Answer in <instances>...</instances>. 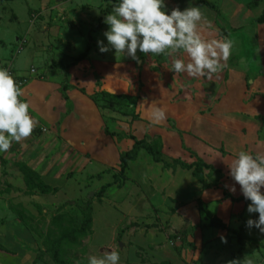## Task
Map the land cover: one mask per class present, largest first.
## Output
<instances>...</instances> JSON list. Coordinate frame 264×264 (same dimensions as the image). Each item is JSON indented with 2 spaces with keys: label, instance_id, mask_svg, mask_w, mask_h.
Listing matches in <instances>:
<instances>
[{
  "label": "crops",
  "instance_id": "obj_1",
  "mask_svg": "<svg viewBox=\"0 0 264 264\" xmlns=\"http://www.w3.org/2000/svg\"><path fill=\"white\" fill-rule=\"evenodd\" d=\"M40 1L44 5L52 4L54 6L53 8L48 6L44 11L48 19L51 18L53 9L59 8L60 11H63V18L67 22L73 21L70 19H75L79 23L70 22L71 25L65 23L67 25L65 27L53 20L50 21V24L44 21L41 29L45 30L38 31L36 34L38 41H42V45L33 47L31 44L26 49L23 48L22 54L17 56L11 48V44L0 37L3 45L0 46V69L10 65L15 71L17 68L18 72H23L29 65L34 67V61L45 62V71L40 72L36 69L34 73L17 72L19 75L28 77V81L20 87L23 90L21 97L23 101L29 103L30 115L36 121L39 120L36 127L43 130V132L39 131V134H31L24 141L25 143L31 140L22 148V150L25 148L30 151L26 150V155L19 156L21 159L18 161H25L38 171L47 183L59 186L56 193L65 192L63 194L66 197H71L73 191L67 190L68 186L64 187L63 178L65 175L63 174L68 170V167H73L81 175L79 179L78 175L75 176L80 185L79 191L76 189V192H86L87 189L85 188L84 191L83 186H87L89 191L92 190L94 193L102 186L109 184L104 195L102 194L103 202L108 201L109 207L116 203L125 204L129 199V202L127 201L129 210L126 209L125 215L119 219V223L128 218L133 220L136 223L135 227H129L127 231L132 233L129 236L132 249L136 250L140 245L148 248L146 254L148 258L146 259L133 254V261L136 264H161L163 261H168L171 264H228L230 248L239 251L234 259L237 264H245L247 260H251L252 264H264V233L255 227H247L244 244L238 240L237 231L240 226L247 223L249 219L254 220L255 213L247 211L251 202H246L243 199L233 200V197L244 196L240 185L229 175L230 169L226 164L236 158L240 151L248 152L254 156L257 152H264V75L258 73V76L256 75L257 77L253 78V82L250 83L244 80V75L249 71H246L247 69L242 71L240 73V89L244 91V95L238 101L228 102L232 92V89L228 88V83L234 68L239 67L242 59L245 58L244 56L240 57L239 63L230 66V77L226 84L220 87L215 99L205 97L204 88H196L197 90L194 88L196 94L201 90V95L206 98V101L200 102L197 107H194L193 103H197V97L192 93L194 90L182 83L184 78L181 75L175 76L169 71V66H164L161 72L152 67L155 55L141 54L138 49L139 60L137 61L126 54L116 55L115 49L110 46L107 52L102 53L99 50L98 41H102L105 46H108L104 32L108 30L109 25L104 20L112 12L113 5L118 4L119 0H80V4L76 7H73V4L68 1L65 4H56L60 0H55V2H51L52 0ZM251 1L221 0V3H218L220 13H222L220 15L202 0H164V11L170 14L171 10L177 7L181 11L191 6L200 7L202 20L199 22V31L206 39H208V35L210 39H215L218 36L217 31L213 30L214 27L221 25L230 27L234 24L238 29L229 32L227 28V35L223 37L233 39L235 36L232 33L239 31L240 39L247 38L251 44H256L255 47H252L255 49L254 56L257 58L258 67L253 70L264 71V23L254 22V19L260 14L256 15L257 13L252 10L257 4L252 7L248 6ZM84 5L89 13L92 7V16L81 11ZM104 5L108 6L107 10H102ZM69 7V11L66 12V8ZM38 14L33 13V22L36 21L35 18L40 17ZM249 27H252V30H246ZM254 29L258 30L259 36L253 32ZM21 40H26V44L29 42L26 36H17L14 43L17 44ZM80 43L83 44V49H78ZM61 44L66 45V50L60 47ZM88 44L91 45L89 53L77 63H72L74 57L83 53ZM236 44L239 46L240 41L234 43V45ZM47 51H54L55 54L51 57L52 54ZM30 57L32 59L29 63L23 64ZM49 57L52 58L51 61H49ZM55 62H61L66 67H54ZM17 64H23L22 67L25 66V68H21ZM247 66L251 68V62L247 63ZM183 76L189 79L185 73ZM98 79L101 82L100 87L97 85ZM99 88L115 94L140 93L138 110L140 119L135 121L132 126L129 123L132 118L128 115H124L123 121L119 120L118 123L113 120L109 122L100 106L91 97ZM256 99L259 100L256 101ZM223 104L227 105V110L221 107ZM253 105H257V107H253ZM173 106L185 108L183 117L172 113L170 109ZM157 107L165 111L166 119L158 124H153L151 113ZM190 108L191 110H189ZM31 111L36 112L39 118L36 119ZM208 118L217 120L218 124L206 127L193 123L194 119ZM43 119L48 124L43 123ZM106 127L111 131L133 133L138 138L160 135L163 143V157L166 161L172 162L174 158H180L192 162L195 160L191 153L192 150L207 163L221 169L224 177L220 185L204 189L203 183L194 176L192 169L182 168L179 165L174 169L167 167L164 162L156 161L147 150L141 149L138 154L140 159L135 161L138 159L137 157L135 160H131L125 170L124 177L115 181L121 169L120 154L132 148L134 140L132 139L133 142H131L132 140L128 139V141L126 139L128 137L119 140L115 135L107 133ZM52 128L53 130H51ZM129 128L130 130H128ZM49 130L52 131L50 136L47 134ZM15 143L13 142L10 147L13 152L18 149L15 148ZM4 153L2 152L0 155ZM3 157L7 158V155L4 154ZM3 168L4 165L0 160V179L3 176ZM131 170L138 181L131 183L128 181ZM8 171L7 181L19 189L16 192L13 189L7 191L3 188L0 190V203L9 198L24 201L22 198L27 199V196L30 195L25 193L27 186L22 172L19 168L17 171L10 169ZM50 172H59V174H50ZM107 174L109 179L106 183L97 187L90 185L91 180L104 179ZM65 177L69 178V176ZM207 181L211 183L212 178L208 177ZM127 184L130 185V191L126 193ZM232 185H235L236 188L234 193L230 191ZM261 191L264 193V187L261 188ZM157 193L160 199L155 204L152 199L156 198ZM226 193H229L230 196H227ZM111 196L117 202L112 201ZM30 198H28L29 201H32L33 198ZM167 198H172L175 204L172 209L176 211L175 215L172 211L173 215L168 218L167 224L170 227L165 226L160 215L153 216L162 211L159 207L169 201ZM198 199L203 201L204 206L211 211L212 215L224 221L228 228L200 225L209 222L211 215L209 216L205 211L199 209ZM146 200L151 203L154 211L146 209L144 206ZM0 218H2L1 213ZM192 225H196V228L185 235L186 241L181 239L179 247L175 248L168 243V239H180L183 236L180 232ZM28 227L15 214L2 223L0 222V264L33 263L30 262V259L35 260L36 249L39 241H43V238L41 236L37 238L38 234ZM174 234L179 236L173 237ZM221 237H224L227 242H222ZM22 242L26 243V246H22ZM185 243L189 247L186 248ZM233 258L231 255L232 261Z\"/></svg>",
  "mask_w": 264,
  "mask_h": 264
},
{
  "label": "rangeland",
  "instance_id": "obj_2",
  "mask_svg": "<svg viewBox=\"0 0 264 264\" xmlns=\"http://www.w3.org/2000/svg\"><path fill=\"white\" fill-rule=\"evenodd\" d=\"M66 1L70 2V4H73V7H76L80 4V0H60L56 4H65ZM116 1H118V0H116ZM208 1L214 2L216 4L221 3L220 2L221 0H208ZM51 2H55V0H52ZM48 6L51 8L54 7V6H52V4L44 5L40 0H0V37L4 38V40L7 41L8 44H11V48H13L12 50H14V52H16L15 53L16 56L22 54V52H23V51L21 53L17 52L18 46L20 44V43H17V44L14 43V39L17 36H20V37L26 36L27 39L29 40L28 44H26L24 46L25 49L31 44L33 47H37L39 44L42 45V43H41L42 41L41 42L38 41L36 34L38 31L45 30V29H41L44 21L47 22L48 24H50V21L53 20V21H55V23L62 25V26H65V27H67V25H71L70 22H73L75 24L79 23L75 19H70L73 21L67 22L63 18V11L62 10L60 11L59 8L58 9L54 8L53 11L51 12L52 13L51 18L48 19V17L44 13L45 9ZM79 8L81 9V6H79ZM69 9H70V7L66 8V12L69 11ZM103 9L107 10L108 6L104 5V8H102V10ZM32 10H34V12L31 13ZM210 10L213 11L212 9H210ZM252 10L257 13L256 15L261 14L264 10V0H258V4ZM81 11L86 12L87 14H89V16L93 15L92 7L90 10V13H89V10H86V5L83 6ZM33 13H35V14L39 13L38 15H40V17L38 16L37 18H35V20H36V21L34 20L35 22L32 21ZM221 14L222 13H220V15ZM223 16H224V14H223ZM243 20L246 21L245 19H243ZM228 22H230V20H228ZM65 23L67 25H65ZM240 26H242V25H240ZM243 26H244V24H243ZM227 28H228L229 32H231L233 30L235 31L236 29H238V27L235 26L234 24H232V26H230V27L228 25H227V27L225 25L214 27V29L213 28L212 29L217 31V33H218V36H216L215 39H224V37H225L224 35H227L226 34ZM246 30H252V27H249ZM46 31L49 34V36L51 38H53L51 36V34L49 33V31L48 30H46ZM215 31H213V32H215ZM253 32H255V34L257 36H259L258 30L254 29ZM83 34H84V32H83ZM232 34H233V36H235L237 41H240V45L238 46L236 44L233 46L234 48L232 49V54H231L229 60L227 61L228 66L222 73H220L218 78H216L213 81H208L207 79H197V78H192V77L188 76L189 79H187L185 76H183V73L179 74L184 78V81L182 83H184L185 85H188V87L190 89L192 88V90H194V91H192L193 95H196V97H197L196 98L197 103L194 102L192 106L197 107L200 102L206 101V98H204V96L201 95L202 94L201 90L197 91V94H196V90H197L196 88H204L205 89V97L215 99V96L218 93V90L220 89V87L225 85L227 79L230 77V72H231L230 66L234 63H239L240 57L244 56L245 58L242 59L239 67L234 68L233 74L230 78V82L228 83V88L230 87L232 89L231 96L229 97L228 102L238 101L244 95V91L242 89H240V86H241L240 73L242 71H244L246 69H247L246 71H249L244 75V80L246 82H250V83L253 82V78L258 76V73H260L261 75H264L263 70L256 69L255 70L256 72L253 70L255 67H258V64L256 62L257 58L254 56L255 49L253 48V47H255L256 44H251L249 42V39H247V38H241L240 39L238 37V35H241V34H239V31H236ZM235 38H233L232 40L234 41V43H237ZM39 39H42V38H39ZM208 39H210L209 35H208ZM51 40H53V39H51ZM0 46H3L1 44V41H0ZM45 46H46V44H45ZM60 47H63L64 50H66L65 44L64 45L61 44ZM82 47H83V44L80 43V48H78V49H81ZM47 52L52 54L51 57H53V55L55 54L54 51H51V52L47 51ZM51 57H49V61L52 60ZM31 59L32 58L30 57L29 60L25 61L23 64H28ZM250 62H251V68L247 66V63H250ZM33 63L36 66V69H38V71H40V72H42L43 70L45 71V64H44L45 62L44 61L41 62L40 60H38V61H34ZM23 64H21V65L17 64V65L21 68H25V66L22 67ZM164 66L170 67L171 66L170 60L167 57H165L163 54H161L159 57L155 55V59H153V62H152V67H155L156 70L158 69L161 72V69ZM31 68H32V65L31 66L29 65L27 68H25L23 70V72H18L19 70H17V68H16V72L22 73V74L32 73L30 71ZM172 73H174V72H172ZM180 86H181V83H180ZM99 91L100 90H96L94 95L96 96V99L100 102L101 109L104 112V115L107 116V118H108L107 120L109 122L111 120H113V121H117L116 123H118L119 120H122L124 115L131 116L132 121L129 122L131 126L133 125V123L135 121L138 120V119H133V116H136L139 112L138 111L139 110V100L141 98L140 93H138V94H136V93L127 94L129 96V98H128L129 103H127V104L124 102L120 103L121 102L120 101L117 105L111 107V106L107 105V100H109L108 98H110V96H107V98H106ZM209 98H208V100H210ZM257 100H259V99H256V101ZM249 103H252V101H249ZM221 107L227 110V105L223 104V105H221ZM253 107H257V105H253ZM170 110L172 111V113H175L178 116L180 115L183 117V115L185 114L184 113L185 108H182V107L173 106V107H171ZM189 110H191V108ZM31 114L36 119L39 118V115L36 112L31 111ZM38 122H39V120H38ZM42 122L45 124H48V122L44 119L42 120ZM193 123L196 125H199V126H206V127H210L212 125L218 124L217 120H215V119L212 120L210 118H208V119H194ZM120 125L122 126V124H120ZM51 130H53V128ZM128 130H130V128ZM132 130L134 131V128ZM39 131L43 132V130H41V128L39 130L37 127H35L32 134H39ZM47 134H48V136H50L52 134V131L49 130ZM138 136H141V135H138ZM126 139L132 140V138L131 139L126 138ZM26 140H24V141H26ZM24 141H22L23 143L22 142H19V143L16 142L15 143V148L16 149L18 148L16 152H13V151H11L12 149H9L10 151H7L4 153L7 155L6 166H8V167H6V168H8L10 170H14V171L18 170V167L16 166V162L21 159V157H19V156H23V154H25L26 150L30 151L29 149H25V148L22 150V148L24 147L25 144H28L31 140H29L25 143H24ZM131 142H133V140ZM20 145H21V147H19ZM139 159H140V156L135 161H137ZM162 162H164V161H162ZM172 168L174 169V167H172ZM8 169H7V171H8ZM8 173H9V171H8ZM50 174H57L58 175L59 172H56V173L50 172ZM63 175L69 176V178L64 176L63 180L65 181L64 187L68 186L67 190L73 191V194L70 195L71 197L64 196L63 193H65V192H61L59 194L56 192L55 193L54 192L42 193V192L37 191L36 193H34V195L28 194L30 196H27V199L29 197H31V198H33L32 201H29V199L27 200V199H23V198H22V200H24V201H19L16 198H9L8 200H6V201L4 200L2 203H0V213L2 214V218H0V222L2 223L6 219H9V217L13 216L14 214L16 215V213L13 211L12 206H15V205L18 206L20 203V204H22V207L23 206L26 207L29 210V212L23 211L22 210L23 208L20 205L18 206V209L22 210L23 215L25 217H28L31 219L32 225H38V230H37L38 232L29 228V227L28 228L30 230H33L37 234L39 233L42 237V235L46 233L47 229H49L50 220H51L52 216H54L56 213L68 212V213L72 214L73 217H75V220H74L75 225H80L82 222V219H83V215H82L80 207L83 206L87 202V200H92L93 218H94V221L92 224V232L90 234L84 236V237H81L77 242H70V243L65 244V246H64L65 250H64L63 256H64V258H66L67 264H88V258L90 256L101 257L105 250L110 251L111 248H115L116 251L119 253L120 259H119L118 264H136L133 261V258H134L133 254H136L139 257H143L144 259L148 258V256L146 255L148 253V248L140 245V246H138V248L136 250L132 249V246H131L132 242L130 241V238H129V236H131L132 233L131 232L128 233L127 231H128L129 227H135L134 221L130 220V218H128V219H125L122 223H119L120 222L119 219L125 215L126 209L129 210V207L127 205V201L129 202V199L126 201L125 204L116 203V204L112 205L111 207H109L108 201L103 202L102 196L104 194L100 195L99 194L100 190H97L93 193L92 190L89 191L90 189H88L87 186H83L84 191H85V188L87 189L86 192H84V193L76 192L77 190L79 191L80 185H79L78 179L81 176L80 174L77 173L76 169H73V167L72 168L68 167V170ZM76 175H78V179L75 177ZM53 176H55V175H53ZM108 179H109V176L107 174L104 179L103 178L94 179V180H91L89 183L92 187H97L99 185L106 183V181H108ZM6 181H7V177L1 176L0 190H3V188L7 189L6 184L8 181L7 182ZM57 181H59V180H57ZM128 181L130 183L132 181H135V182L138 181L137 177L135 176V174L132 170L129 172ZM126 186H127V190H126V193H127L128 191H130V185L127 184ZM14 187L15 188H12V189L16 192L19 189V187H17V186H14ZM122 190L123 189L121 188V192H122ZM24 195H26V194H24ZM158 199H160V198L158 197V193H157L156 198L152 199V201L156 204ZM167 199H169V201L164 202L159 207V209H162V211H160V213H155L153 216L157 217L158 215H160L164 221L163 223L166 224L165 226L170 227L167 224L168 218L171 217V215H173L171 213L173 211L172 208H174L175 204H174V201H172V198H167ZM111 200L114 202H117L113 196H111ZM163 200H165V199H163ZM132 201H134V200H132ZM150 204L151 203H149L148 200H146L144 202V206L146 207L147 210L154 211V208ZM173 212L175 215L176 211H173ZM30 214H33L34 217L30 216ZM207 218H208V216H207ZM135 229H134V231H135ZM39 234H38V236H36L37 238H39ZM17 237L18 236L16 235V238ZM42 238H43V241L42 240L39 241L38 248L36 249V254L34 255L35 260L33 261V259H30V262L31 263L33 262L32 264H59L58 262H56L54 260V258L52 256V252L48 249V243L44 241V236ZM172 240H174V242H172ZM180 241L181 240L179 238H177V239L171 238L170 240L168 239V243H170L173 247L175 246V248L180 246L179 245ZM21 245L26 246V243L22 242ZM185 245H186L185 246L186 248L189 247V246H187L186 243H185ZM151 247L154 248V246H151ZM3 248L6 249V247H4V246H3ZM234 250H236V249L230 248V253L228 254V259H229L228 264H230V262L232 261L231 255L233 258L234 254L237 255L239 253V251H234ZM39 254H41V255L39 256V258L37 260V257ZM224 255L226 256L227 253Z\"/></svg>",
  "mask_w": 264,
  "mask_h": 264
},
{
  "label": "clouds",
  "instance_id": "obj_3",
  "mask_svg": "<svg viewBox=\"0 0 264 264\" xmlns=\"http://www.w3.org/2000/svg\"><path fill=\"white\" fill-rule=\"evenodd\" d=\"M164 0H119L112 12L105 17L109 25L104 35L108 46L98 41L99 50L109 51V46L117 54H126L139 60L137 50L145 55L167 57L168 68L175 76L185 73L197 79L213 81L227 68L234 41L232 39H206L199 31L202 20L200 7L191 6L181 11L173 8L170 14L164 11ZM186 58V59H185ZM187 61V62H186ZM23 90L18 87L6 69H0V153L7 152L13 142L29 138L36 127V121L29 112L30 105L23 101ZM166 119L162 108H155L151 121L158 124ZM229 175L240 185L246 200H250L247 211L259 214L258 220H247V227H255L264 233V152L255 156L240 151L230 163L226 162ZM227 186V185H226ZM233 193L235 185L230 187ZM222 242L226 239L221 237ZM119 253L115 248L105 250L101 257L90 256L88 264H118ZM230 264H237L231 261ZM245 264H252L247 260Z\"/></svg>",
  "mask_w": 264,
  "mask_h": 264
},
{
  "label": "trees",
  "instance_id": "obj_4",
  "mask_svg": "<svg viewBox=\"0 0 264 264\" xmlns=\"http://www.w3.org/2000/svg\"><path fill=\"white\" fill-rule=\"evenodd\" d=\"M204 3H206L210 8L214 9L218 13H220V7L216 3H211L207 0H202ZM258 4V0H252L248 3L249 7H252L254 5ZM255 23H264V10L263 12L254 19ZM91 50V45L88 44L86 47V50L79 54L78 56L74 57L72 63H77L81 59H83ZM142 54V53H141ZM140 54V55H141ZM54 67H61L64 66L61 62H55L53 64ZM97 85L100 87L101 82L98 79ZM103 96L107 98V96H110L107 100V105L113 107L117 105L120 101V103H129V96L127 94H115L110 93L104 89H99ZM92 99L97 102V104L100 106V102L96 99V96L94 94L91 95ZM101 108V106H100ZM133 119H140V116L137 114L136 116H133ZM106 132L112 135H115L119 140L123 138H132L134 140V144L132 148L121 152L120 154V172L118 174V177L115 181H118L120 177H124L125 170L129 166V162L131 160H135L138 157L139 151L141 149L147 150L156 161H164L165 166L167 167H174L176 168L178 165L182 168L192 169L194 176L203 183L204 189L208 188L209 186H218L221 183L222 178L224 177V173L221 169L216 168L210 163H207L202 157H200L196 152L191 150L192 156L195 157V160L192 162H187L185 160H182L180 158H174L172 162L166 161L163 157V143L162 138L160 135L156 136H146L143 138H138L133 133H126L124 131H111L108 127H106ZM1 163L4 165L3 168V176L9 175L7 171V160L5 157L0 155ZM16 166L19 168V170L22 172L24 176V181L26 183L27 189L25 191L26 194H34L37 191L42 193H49V192H57L59 190V186H53L49 183H47L41 176V174L36 171L34 168H32L30 165H28L25 161H17ZM216 174V176H214ZM208 177L212 178V182L209 183L207 181ZM7 182V181H6ZM7 191H9L12 188H15L11 183L7 182ZM104 185L100 189L99 194L102 195L105 192L106 187L108 186ZM227 196H230L229 193H226ZM245 200L246 202H251L250 200H246L245 197H233V200ZM19 205L22 207V204L19 203ZM18 205V206H19ZM18 206H12L13 211L16 213L17 216H19L31 229L37 231L38 225H32L31 219L28 217H25L23 215V211L29 212V210L26 207H22V210L18 209ZM198 207L200 210L205 211L207 215H211V219L209 222L200 224L202 226H214L222 229L228 228L227 224L222 221L220 218L212 215L211 211L204 206V203L201 199H198ZM81 212L83 215V219L80 225H75L74 220L75 217H73L72 214L68 212H61L56 213L54 216H52L50 220V227L47 229L46 233L42 235L44 236V241L48 243V249L52 252V256L56 262L59 264H67L66 258H64V246L66 243L70 242H77L81 237H84L92 232V224H93V204L92 200H87V202L80 207ZM30 216L34 217L33 214H30ZM259 214L258 212L254 214V220H258ZM135 223V222H134ZM136 224V223H135ZM247 223L242 224L240 226V229L237 231L238 234V240L240 243L244 244V238H245V229L247 228ZM196 228V225H192L188 229L183 230L180 232L183 234V236L180 237V240H185V235H187L189 232L193 231ZM38 232V231H37ZM39 234V233H38ZM39 236H41L39 234ZM178 237L174 234L173 237ZM185 237V238H184ZM188 242V241H187ZM191 244V242H188ZM41 254L38 255L37 260ZM236 254H234L233 261L235 259ZM161 264H171L168 261H163Z\"/></svg>",
  "mask_w": 264,
  "mask_h": 264
},
{
  "label": "built area",
  "instance_id": "obj_5",
  "mask_svg": "<svg viewBox=\"0 0 264 264\" xmlns=\"http://www.w3.org/2000/svg\"><path fill=\"white\" fill-rule=\"evenodd\" d=\"M17 43H20L17 49V52H21V50L24 48L25 44H26V40H21ZM3 69H6L14 78V80L16 81V84L18 85V87H22L27 81H28V77L27 76H22L17 74V72L15 71V69H13L12 66L7 65L5 66ZM32 73L36 72V68L32 67L30 70ZM21 100H23L22 97H20Z\"/></svg>",
  "mask_w": 264,
  "mask_h": 264
}]
</instances>
